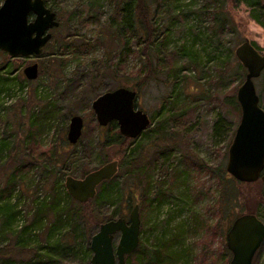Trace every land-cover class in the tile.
I'll list each match as a JSON object with an SVG mask.
<instances>
[{"label": "rangeland", "instance_id": "374dc122", "mask_svg": "<svg viewBox=\"0 0 264 264\" xmlns=\"http://www.w3.org/2000/svg\"><path fill=\"white\" fill-rule=\"evenodd\" d=\"M45 1L56 12L59 26L51 30L52 37L42 53L39 56L10 57L0 50V65L7 62L10 64L7 68L11 70L8 79H2L4 88L0 91V140L6 145L0 153V189L13 172V199L22 188L33 189L29 195L23 192L19 196L17 209L20 213L11 226L3 227L0 220V264H29L34 256L32 252L19 248L14 233L29 218L25 215H29L36 184L43 181L45 170L52 168L45 148L49 153L51 148L56 149L55 164L58 167H66L62 157L66 155L68 158L71 150L80 155V142L70 144L66 140L70 115L83 117L80 139L95 146L106 127L97 124L91 101L103 91L119 86L134 89V84L140 82L148 71V58L143 53L144 36L119 35L117 30L115 22L122 13L116 15L115 3L124 0ZM148 3L156 32L147 47L153 65L149 74H153L137 92L136 105L150 119L155 115L149 127L161 118L157 112L163 105L162 99L170 93H174L176 103L184 107L176 109L166 119L163 128L167 133L162 139L148 143L138 162L139 165L155 162V170L150 171L151 186L163 184L162 188L169 191L157 202L151 199V194L141 201L143 185L133 186L126 194L130 205L121 207L123 217H128L132 205H138L140 222L144 224L140 238L147 246L153 245L161 232L169 234L182 225L187 234L185 242L176 246L177 249L175 247L183 252L177 264H195V256L201 250L197 242L207 238L210 250L204 264H210L226 244L225 235L210 239L196 222L206 219L213 224L216 221L217 215L211 213L215 210V197L219 196L221 185L206 168H195L188 164V160L222 166L225 170L226 149L233 136L230 131L235 130L240 119L230 97L236 96L246 72L238 69L241 64L234 50L248 39L264 54V27L251 18L250 8L240 0H148ZM220 7L230 19L226 20L230 29L224 25L220 30L215 22L214 14ZM60 58L64 60L59 66ZM34 62L38 64V75L28 80L23 68ZM254 84L264 109V70L254 79ZM46 108L52 110V116L56 114L55 121L50 127L38 131L31 141L30 121ZM167 109L165 104L163 110ZM142 135L133 139V144H145L147 139H142ZM34 150L38 151L33 153ZM119 150L118 145H111L104 152L109 161L118 160L121 157ZM95 155L87 159L89 168L101 165ZM67 174L80 177L79 170ZM124 176L125 170L118 175L120 183ZM226 180L222 190L228 185ZM261 184L260 180L243 184L233 181L239 198L230 208L227 198L221 202L218 218L221 230L225 232L235 215L247 213L257 205L259 217L264 220ZM103 208L100 209H103L102 215L116 218L113 216L114 207ZM93 209L95 216H99V209ZM96 230V224H91L87 232ZM38 238L43 240L44 235ZM38 244L42 246V243ZM188 249L192 250V256L187 255ZM64 254L67 263L74 262L70 253ZM254 262L264 264V242Z\"/></svg>", "mask_w": 264, "mask_h": 264}, {"label": "trees", "instance_id": "16d2710c", "mask_svg": "<svg viewBox=\"0 0 264 264\" xmlns=\"http://www.w3.org/2000/svg\"><path fill=\"white\" fill-rule=\"evenodd\" d=\"M240 1L245 3L250 8L251 18L264 27V0ZM148 4V0H124L121 1L120 4L118 1L115 3L116 15L120 14V12L122 13L121 18L119 17L115 22L119 35H142L146 40L143 53H146L148 58V71L145 72V75H143V78H141L140 82H136V84H134L133 90L136 92L141 90L142 85H144V83L150 79L151 74H153H149L153 69V65L149 60L150 56H148L147 47L152 41L153 37H156V32L155 22L151 20L149 15ZM214 18L215 22L219 24L220 30L223 29L224 25H228V21L226 20L229 18L223 11V7H220L219 10L215 12ZM227 27L230 29V25ZM59 60L60 66L64 58H60ZM7 65L10 64L5 62L4 64L0 65V91H2L4 88L2 79H8L7 75L11 73V70L7 68ZM238 69H240V71L243 69L242 71H244L242 65H239ZM173 94L174 93H170L168 96L162 99L163 105H161V108L157 112L158 115H161V118L156 121L153 126L148 127L141 133V135L143 134L142 139H147L145 144H133V139L121 135L118 132L116 123L112 121L107 126H105V133L97 138L95 146L88 141L83 142V139L78 140L81 144L80 155H77V151L73 153L72 150L67 154L68 158L66 155H64L62 157V162L63 165L66 164V167H58V164H55V156L57 153L56 149L51 148L49 153V149L45 148L46 150L44 151H46L49 156L48 161L52 165V168L51 170L46 169L43 181L36 184L35 195L28 210L29 215H25L29 218L24 222V224H21L19 229L14 233V237H16L15 241L19 248L25 251L28 250L34 254V256L30 259L29 264H65L67 262L66 259L63 258L65 255L64 252H68L72 255L73 259H71V261H88L91 256L89 241L91 235L94 233L92 231L91 233L87 232L88 227L91 224H96V226H98L99 223L109 220L106 215H102L104 209L103 206L111 205L115 209L113 216H116V218L123 217L124 210L121 207L123 204H127L128 206L130 205V199L126 194L128 191L133 189V186L138 188L143 185L140 197L141 201L146 200L149 194L152 195L151 199L156 202L165 196L166 192L169 190H164L162 188L163 184H159V186H151L152 176L150 171L152 169L153 171L155 170V162H145L140 165L138 162L142 153L145 151V146H147L148 143L150 144L152 140L155 141V139L158 138L162 139V135L167 133L163 128L166 119L170 118V116L175 113L176 109H181L184 107L183 104L178 105L176 103V96ZM230 101L232 102L233 107L236 109L237 114H239L240 108L236 100V96L232 95L230 97ZM165 104L168 105V109L166 111L163 110L165 108ZM71 113L72 112L70 111L69 114ZM154 116L155 115L151 116V122ZM55 118L56 114L54 113L52 116V110L46 108L43 113H41V115H37L34 119H32L30 121L31 141L36 138L38 131L43 130L45 127H50L55 121ZM234 131H230V133L233 135ZM231 139L232 138H230V140ZM230 140L229 142H231ZM111 145H118L120 148L119 151L121 153V157L117 160V173L111 179L103 181L97 187V192L93 199H90L84 203L74 201L68 195L64 187L63 176H66V174L69 172H75L76 170H79V176L82 177L89 171L95 169L96 166L89 168L87 162V159L91 158L94 154H96V159L99 158L98 165L106 163L109 160L105 155L104 149ZM5 149V143L3 140H0V153ZM35 151L38 150H34L33 153H35ZM161 153L163 154L164 152L162 151ZM188 164L198 169L203 167L206 168L207 172L214 175L216 182L221 185V188H218L220 194L219 196L215 197V210L211 213L212 215H217L216 221L213 224H210L206 219H204L201 220V222L197 221L196 223H198V226L205 231L206 236L209 234L208 238L212 239L216 235L223 237L227 229L224 232V230H221L220 228V220H218L219 216L221 215L220 204L223 200L225 201L226 198L228 199V208L237 202L239 196L237 190H234L232 185L235 179L228 175L222 166L214 167L205 162L200 163L191 160H188ZM19 170L20 169L16 171ZM123 170H125L126 176H124L123 182L120 183L118 175H122ZM53 177H55V180L49 184V180ZM226 179H228V185H224L222 190V185L227 181ZM237 182L242 183L239 181ZM14 183L15 172L12 173L4 187L0 189V220L3 227L11 226V224L15 222L17 215L20 213V210H18L17 207L21 193L24 192L29 195L30 191L33 190L32 188H22L18 196L13 199L12 193L14 191ZM261 186V189L264 193V184L262 183ZM41 187H43L42 195L39 193ZM207 192L209 193V189H207ZM259 198H262V196L260 195ZM93 207H95V210L98 208L99 211L101 208H103L102 211H100L99 216H95L93 213ZM258 211L259 208L257 205L256 208H250L246 212L259 216ZM240 214L242 213H238L235 215V217ZM235 217H233L232 220ZM88 223L90 224L87 225ZM143 226L144 224L142 222L140 236L143 232ZM161 233L162 234L151 246L143 244L140 238L138 247L133 253L126 256V264H177V262L182 259L180 256L183 254V252L179 249V251L176 250V246H180L185 242L187 230L183 229L181 225L176 231L174 230L172 233L166 234L164 231ZM40 235H44L43 240H39L38 237ZM32 236H34V238ZM35 242L42 243V246H40V244L36 245L37 243L35 244ZM197 243L201 245V250L197 256H195L197 259L195 264H204L205 261H207V253L210 250V240L208 242L207 238L203 237L202 240ZM262 246L263 244L257 250L256 254ZM40 251H42L41 255H39ZM187 252V255L190 254L192 256V250L188 249ZM230 256V252L226 248V244H224L221 253H219V255L213 259L210 264H228ZM255 256L253 259L254 264Z\"/></svg>", "mask_w": 264, "mask_h": 264}, {"label": "water", "instance_id": "95a60500", "mask_svg": "<svg viewBox=\"0 0 264 264\" xmlns=\"http://www.w3.org/2000/svg\"><path fill=\"white\" fill-rule=\"evenodd\" d=\"M59 26L57 14L45 0H2L0 5V50L10 57L39 56L52 37L51 30ZM234 54L246 70L236 90L240 119L227 148L225 171L236 181L264 184V109L256 92L254 79L264 70V54L248 39L238 44ZM26 79L38 75L36 62L23 68ZM137 92L120 86L98 94L91 109L99 126L114 121L118 132L135 139L146 130L151 119L136 105ZM84 120L81 115L69 118L66 140L76 144L81 137ZM118 171V161L110 160L82 177L66 175L64 187L76 202L93 199L97 187ZM140 216L134 204L128 218L118 217L98 224L91 235L88 261L65 264H126V256L134 252L140 241ZM117 239V242L115 240ZM228 264H254L253 259L264 242V220L253 213L236 216L225 232Z\"/></svg>", "mask_w": 264, "mask_h": 264}, {"label": "flooded vegetation", "instance_id": "af4514ba", "mask_svg": "<svg viewBox=\"0 0 264 264\" xmlns=\"http://www.w3.org/2000/svg\"><path fill=\"white\" fill-rule=\"evenodd\" d=\"M83 120H84V119H83ZM83 128H84V126H83ZM98 167H99V166H98ZM96 168H97V167H96ZM93 170H94V169H93ZM133 206H134V205L131 206L130 210L132 209ZM130 210H129V211H130ZM138 211H139V210H138ZM128 214H129V213H128ZM124 218H126V217H124ZM127 218H128V217H127ZM127 218H126V219H127Z\"/></svg>", "mask_w": 264, "mask_h": 264}]
</instances>
